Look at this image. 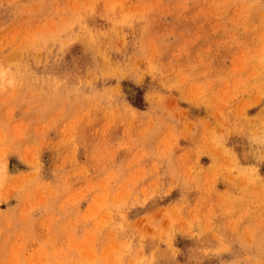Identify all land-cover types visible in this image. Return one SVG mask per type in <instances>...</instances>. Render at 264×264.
Returning <instances> with one entry per match:
<instances>
[{
    "label": "rangeland",
    "instance_id": "374dc122",
    "mask_svg": "<svg viewBox=\"0 0 264 264\" xmlns=\"http://www.w3.org/2000/svg\"><path fill=\"white\" fill-rule=\"evenodd\" d=\"M0 264H264V0H0Z\"/></svg>",
    "mask_w": 264,
    "mask_h": 264
}]
</instances>
